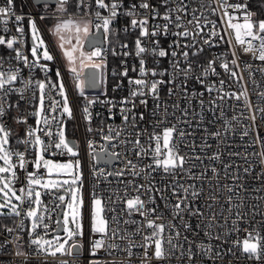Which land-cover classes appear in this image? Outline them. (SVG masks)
Wrapping results in <instances>:
<instances>
[{
  "label": "snow or ice",
  "instance_id": "1",
  "mask_svg": "<svg viewBox=\"0 0 264 264\" xmlns=\"http://www.w3.org/2000/svg\"><path fill=\"white\" fill-rule=\"evenodd\" d=\"M197 2L199 8L189 9V4L185 0H159L157 4L151 3L150 0H134L127 6L125 0H56V11L65 14L67 18L57 17L50 31L57 40V46L67 63V71L72 75L79 96L87 100L83 107L85 120L91 123L90 108L95 103L116 106L111 100L98 101L96 98L89 99L85 96L86 87L95 88L106 82L104 74L108 55L122 58L134 56L139 63L138 70L135 65L131 68L133 72L138 71V76L135 78L128 75L129 67L126 59L120 60L123 65L122 71H113V76L128 78L129 94L120 101V104H130L131 108H120L121 126L108 125L105 131L101 125L97 129L101 139L106 142L100 145L99 151L93 140L88 141L87 148L94 162L93 176L97 180L100 178L107 180L108 176L131 175L133 177L143 176L145 182L137 184L135 180L127 181L123 195L119 192L114 193L115 200L109 196L105 201L102 195L98 194L95 189L93 190L87 214L89 237L87 264H116L115 261L98 258V254L103 251L111 255L114 250H120V244L117 241H127V246L122 250L127 252L129 260L133 256V248L143 249L142 253L137 254L140 264H153V262L166 264L172 259L183 261L185 257L188 264H192L197 256L206 258L215 264L217 260L223 261L225 256L236 257L237 250L240 253L237 259L242 257L250 264H264V213L257 210V205H252L253 210L249 215L248 212L243 211L244 201L234 203L232 195L226 198L228 215H224L223 205L219 211L214 208V205L219 203V199L213 191L233 193L234 188L229 185L220 186L219 173L214 166H205L198 174L193 172V169L197 167V162L203 164L204 158L182 153V144L195 150V145L187 140L191 134L179 127L181 123L189 124L190 121L177 117L176 123L163 126L168 123L169 115V105L164 104L162 118L152 123L151 132L144 128L136 131L132 139H121L128 126L136 129L138 120H145L144 112L137 114L135 111L137 97L142 98L139 100L140 106L147 107L149 96L156 102L152 111V116L155 117L161 108V85L175 84L176 80L183 76L184 81L178 87L185 96L188 95L186 83L194 72V62L190 59V52L192 57H196L204 50L202 47H197L195 38L203 33L207 24H211L212 30L208 33L209 38L203 39V44L212 47L214 38L224 39V36L216 30V22L209 20L205 15L206 11L213 15H220L221 22L226 24L225 34L231 36L228 41L230 45L234 40L235 45L242 46L244 53H251L254 60L264 62V19H257V13L251 11L246 3H230L229 0H197ZM160 7L165 9L163 14L159 11ZM198 12L199 15H197ZM233 13H243L242 22H240L241 17ZM188 16H191V19H186ZM121 18H127V23L122 27H117V21ZM10 19H14L18 35L8 39L0 35V45H5L7 49L15 53L14 59L18 64L5 70L3 68L4 59L0 57V162H2L0 163V217H22L20 223L16 225V229L21 231L25 229L24 220H29L28 244L36 253L52 257L58 254L62 257H69V259L60 260L59 264H81L80 257L85 250V199L82 191L84 185L81 161L80 159L75 161L54 159L57 155L79 157V145L69 140L65 134L64 117L73 118V109L69 103L60 69H55L56 80H52L47 75L53 71L49 64L55 61L56 57L50 52L42 38L36 20L31 17L27 19L32 40L30 59L29 55L17 47V44L24 43L25 29L22 22L25 17L15 13L14 0H5L4 5L0 6V24L4 25V32L8 31L7 24ZM40 19H45V17L42 16ZM157 20H162L163 23H150V21ZM172 27L178 31H171ZM137 31L138 35L131 48L129 43L119 39L121 32L127 35ZM168 35L185 40L191 37L192 42L181 44V41L177 39L165 48L157 37ZM146 40L148 44L145 43ZM85 42L90 48L87 52L84 51ZM232 55L236 56L235 50ZM148 56L154 58L155 63H159L157 58L171 57V72L169 73L167 69L157 71L156 68H148L146 61ZM217 59L219 57L209 60L206 66L201 65L203 71L200 76L195 77L208 93L214 90L223 91L224 80L220 81V89H216L215 85L205 84L203 79L209 74H218L214 67ZM231 63L238 67L236 59H233ZM220 67L232 78L243 79L242 76L237 77V73L229 68L227 62L221 63ZM246 67L251 68L252 65L246 64ZM24 68H27L29 73L39 69L45 73L44 79H34L31 76L24 79L22 75ZM258 70L264 72V68ZM165 75L169 76L168 80L156 79L158 76ZM249 75L251 77L252 73L250 72ZM17 83L22 84V87H16ZM119 86L120 84L117 83V87ZM28 91H31V97H26L25 93ZM174 94L173 89L169 88L168 95ZM197 95L203 97L204 92L192 93L193 97ZM257 95L260 100H264V92H259ZM12 96L17 97L15 103L10 100ZM57 96L59 99L56 98ZM225 97L235 100L242 99L244 108L250 113L247 117L244 116L243 111L239 117L233 116L232 120L237 123L244 118L251 120L255 125L256 112H259L261 118L264 119V107L253 108L246 88L239 94L223 92L218 99L223 100ZM21 101L27 102L33 110L27 111L24 115H12L13 109L19 112ZM215 103V100L210 101V104L215 105ZM171 107L173 108L172 114L179 110L183 116H188V109H181L179 103ZM200 107L201 109L204 107L203 99L200 100ZM111 110L109 108V112ZM221 116H223V111H221ZM29 117L35 119L34 126L28 125ZM6 118L15 121L18 125H27L24 136L16 139V145L24 146L23 151L12 145L11 140L16 134L12 128L7 126ZM225 125L228 126L225 129L227 131L230 129L231 122L226 120ZM88 130L93 131L91 128ZM248 134V131L244 130L242 138ZM210 135L220 137L221 132L216 131ZM128 136H133V133H128ZM145 136L146 139L142 143V137ZM259 139L257 136V140ZM113 141H118L119 145L123 146L131 144L130 151L135 153L138 160L148 158L151 162L140 166L128 159L124 167L118 171L98 169L96 163L105 158L106 163L120 159L122 153L110 150L117 147ZM206 147L210 145L205 141L201 150ZM29 154H33L34 159H27ZM230 155L238 156L241 153H230ZM254 155H259L260 164L264 165V151ZM208 159L220 161V153H214ZM29 164L32 165L33 171L27 170ZM231 167V164L225 165V172L227 173ZM18 169L25 173V183L20 188L15 187L20 180ZM209 170L212 178H216L215 186L212 185V178L207 175ZM243 171L248 174L251 169L246 167ZM157 172L162 173L161 180L166 181L163 187L157 186L153 175ZM261 175H264V172ZM184 178L193 181H207L210 191L203 206L204 210L195 205V201L199 200L205 192L204 185L197 188L195 183H181L180 181ZM233 179L239 180L241 177L235 175ZM239 187L244 189L243 184ZM129 189L134 194H130ZM255 191H264V188L255 189ZM44 196L51 198V206L45 203ZM158 199L163 202L165 209L171 210L173 220L178 218L181 221L185 232L193 231L192 225L184 219L185 214L197 217L200 223L196 227L201 228L203 225L204 236L209 242L207 244L203 241L196 242L189 239L187 235L183 236V242H181L180 227L172 221H168L167 224L158 223L157 221L164 219L163 214H158L157 207H149V205H157ZM14 200L17 203H13ZM24 205L27 207H23ZM116 205H122L119 211ZM234 209L236 210L235 218H232ZM109 212L112 213L110 219L106 215ZM53 214L56 217L55 220H53ZM136 215L142 219H133ZM258 215L261 216L260 220L256 219ZM122 217L126 218L122 220ZM221 217H223V223L219 222ZM241 224L245 226L241 227ZM130 225H135L134 231H129L127 226ZM0 227L8 233L16 231L7 225H0ZM166 228L168 229L167 235L165 234ZM216 228L224 231L213 235V230ZM59 232L63 235L61 236ZM136 235H142L140 243L132 241V237ZM233 235L235 239H231ZM49 236L51 238H48ZM20 239L19 235L15 237V241ZM213 240L221 241V244H230V247L222 249L220 245H213L211 243ZM7 243L8 241H5L4 244H0V247H4ZM185 243L188 245L187 248H185ZM16 246L18 249L16 255L25 256L27 262V253L20 250L22 245L17 243ZM228 264H232V261L230 260Z\"/></svg>",
  "mask_w": 264,
  "mask_h": 264
},
{
  "label": "built area",
  "instance_id": "2",
  "mask_svg": "<svg viewBox=\"0 0 264 264\" xmlns=\"http://www.w3.org/2000/svg\"><path fill=\"white\" fill-rule=\"evenodd\" d=\"M134 2V0H125V5L127 6L128 3ZM151 3L157 4L159 0H150ZM186 3L189 4V9L191 8H199V3L197 0H185ZM230 3H246L249 7V9L253 12L257 13V19L258 18V12L256 10V5L254 3V0H229ZM5 3V0H0V6H3ZM44 3V2H43ZM51 3V2H48ZM41 3H36L35 0H14V11L17 15H22L25 17V20L22 22L23 27L25 29L24 33V43L23 44H17V47L21 49L26 55L30 56V48L32 44L31 40V30L27 23V19L29 17L36 20L38 29L44 34L45 39L49 43V48L52 52V54L56 57V60L53 62H50L49 66L53 69V71L49 72L47 75L52 79L56 80L55 76V69L59 68L62 77L63 82L65 84L66 93L69 97V103L70 106L73 109V118L68 119L66 116L64 117L65 122V134L66 137L69 140L75 141L79 145V157L77 159H80L81 161V169L83 172V195L85 199V250L83 251L80 261L81 264H87L88 252H87V241L89 239L88 237V220H87V214H88V208L90 205V198L91 193L95 189V191L102 195L107 201V198L109 196H112V199L115 200V192H119L121 195H123V189L127 183V181L135 180V183L137 184H143L145 181L143 179V176H137L133 177L131 175H125L123 177H117V176H108L107 180H104L103 178H100L97 180L93 176L92 172V166H93V160L92 157L89 155L87 144L88 141L93 140L96 142V148L97 151H99L100 145L105 144L106 142L103 141L100 137V135L97 132V129L103 125L105 131L107 130L108 125H112L114 127H119L122 125V120L120 116V108L121 107H128L131 108V105H121L120 101L123 100L125 97L128 96L130 86L128 85V78L125 77H119V76H113V71L120 72L123 70V65H121L120 60L126 59L127 66L129 67V77H137L138 71L133 72L131 71V68L133 65L136 66L137 70L139 68L138 59L134 56H129L127 58L122 57H113L110 54L107 58V68L105 71V83L95 87V88H85V96L89 99L96 98L98 101H108L111 100L115 103V107H112L110 104L107 103H95L91 106L90 110L92 112V120L91 123H89L84 118L83 113V107L87 103V100L84 97H80L78 94V90L74 86V81L72 78V75L67 71L66 67L64 66L62 59L51 40L47 29L45 20L52 18L55 19L57 17L60 18H67L65 14H45L41 13L37 9V5ZM213 7H215V4H213ZM71 11V10H70ZM159 11L161 14L165 11L164 7H160ZM199 15V12L197 13ZM205 15L209 20L216 22V30L220 33V35L224 36L223 40H220L219 37L214 38V46L208 47L207 45L203 44V39L209 38L208 33L210 30H212V25L207 24L204 28L203 33H201L200 36H197L195 38L197 42V47H202L204 50L196 57L191 56L190 52V59L194 62L193 68L194 72L192 77L189 78V80L186 83V89L188 95L185 96L184 93L181 91V88L178 86L182 85V82L184 81L183 76H180L175 84H164L161 85L160 88V104L161 108L159 110V113L153 117L152 111L155 108V101L149 96L148 99V105L147 107L140 106L139 100L142 99L141 97L136 98L137 108L135 111L137 114L139 112L145 113V120L139 121L137 124V128L133 129L132 127L128 126L127 131L124 133V135L121 136V139H132L134 138V133L136 131H140L144 128H147L148 132H151L152 129V123L156 120H160L162 118L163 114V106L164 104L169 105L168 108V117L167 121L168 123L163 126H171V124L176 123V118L180 117L181 120H188L190 121L189 124L181 123L179 125L180 128H182L185 132L190 133L187 137V140L190 144L195 145V150L193 151L189 147H186L185 145H181L182 153H187L190 156L198 155L203 157V164L200 162H197V167L193 169L194 173H199L202 171V169L205 166L211 165L217 168L219 173V183L220 186L223 187L224 185H229L234 188L233 193H227L226 191L223 193H217L213 191V194L218 196L219 203L214 205V208L219 211L221 209V205H223L224 215H228L226 209L228 208V205L226 203V198L228 195L233 196L234 203H239L241 200L244 201L245 207L243 211L248 212L249 215H251L252 212V205L258 206V211L261 213H264V191H255V189H261L264 188V175H261L262 172H264V165L260 164V157L258 154L261 151H264V119L261 118V114L259 112H256V122L255 125L252 124L251 120L249 119H240V123H237L235 120H232L233 116H240V113L243 111L244 116L247 117L250 115L248 110L244 108L243 100H235L233 98L225 97L223 100L218 99L219 96L223 95V92H234L239 94L241 91H243L245 88L247 89L249 99L251 100L253 104V108H262L264 107V100H260L258 98L259 92H264V72L259 71V68H264V62H261L259 60H254L252 58L251 53H244L242 46L235 45V42L233 40L232 44L230 45L228 43L229 39H231V36L228 34H225V28L226 24L221 22L220 15H213L211 12H205ZM233 15H237L241 17L242 22V16L243 13H233ZM45 17V19H40V17ZM186 19H191V16H188ZM264 19V18H261ZM186 22V21H185ZM125 23H127V18H121L117 21V27H122ZM150 23H163L162 20L157 21H150ZM190 27V26H189ZM4 25L0 24V35H4L6 39L11 38L14 35H18L16 33V24L14 22V19H10L7 28L8 31H3ZM171 31L175 32L178 31L175 27H172ZM138 35L137 32H131L127 35H125L123 32L119 34V39H121L123 42H127L130 45V48L133 47V41L135 37ZM157 39L161 40L162 46L165 48L168 47L170 43H172L174 40L179 39L181 41V44L184 43H191L192 38L189 37L186 40L184 38L174 37L172 35H168L167 37H157ZM146 44H148V41H145ZM235 50L236 56L233 57L232 52ZM179 51V49H177ZM192 51H195V49H192ZM15 53L12 52V50L7 49L5 45H0V57H3L4 64L3 68L7 70L9 67H15L17 66L18 62L14 59ZM215 57H219V59L216 60V63L214 67L216 68L217 75L209 74L207 77L203 78L205 84H211L215 85L216 89H220V81L224 80L225 83L223 85V91H216L214 90L212 93H208L205 91L204 86L197 82L195 79L196 76H200L203 69L201 65L206 66L207 62ZM159 60V63L154 62V58L151 56H148L146 58L147 61V67L148 68H156L157 71H164L165 69L168 70V72H171V57L167 58H157ZM233 59L237 60V65H233L231 61ZM223 62H227L229 64V68L232 71H235L237 73V77H243L242 80L238 78H232L229 73L225 72V70L220 67V64ZM246 64H251L252 67L248 68L246 67ZM22 66V65H21ZM87 71V70H86ZM252 73L251 77L249 73ZM23 78L28 79L29 76H31L34 79H44L45 73L41 72L39 69H36L35 71L29 73V70L27 68L23 69ZM149 79H152V77H149ZM156 79H164L168 80L169 76L165 75L163 77H156ZM255 81V83H253ZM117 83L120 84L119 87H117ZM16 87H22V84L17 83ZM172 88L174 91V95L169 96L168 95V89ZM115 89V91L113 90ZM203 91L204 95L203 97H200L199 95L193 97L192 93H199ZM31 91H28L25 93L26 97H31ZM59 99V97H56ZM17 97L12 96L10 97L11 102L15 103ZM204 100V107L201 109L200 107V100ZM211 100H215V105L210 104ZM179 103L180 108H187L188 109V116L185 117L181 113V111L176 110L174 114L173 108L171 107L174 104ZM20 110L17 112L15 109L12 110V115H24L27 111H32L33 109L29 106V104L25 101L20 102ZM219 105V107H217ZM231 106V107H230ZM109 108H111V112H109ZM211 109H215L212 111ZM221 111H223V116H221ZM230 121L231 126L229 130H225L226 126L225 121ZM6 124L8 127L12 128L13 132L16 134L12 140L11 143L14 147H18L20 151L24 150L23 145H16V139L22 138L24 136L25 129L27 125H18L15 123V121L7 119L6 118ZM28 125H35V119L33 117L28 118ZM89 128L93 129V131L89 132ZM244 130L248 131V136H245L242 138V133ZM159 131V129H157ZM216 131L221 132L220 137H213L210 135L211 133H214ZM128 133H133V136H128ZM257 136H259V140H257ZM47 139V138H45ZM146 136L142 137V143L145 141ZM205 141L207 142L210 147H206L202 149V146L204 145ZM114 144H117V147L114 150L118 153H122L119 160H113L111 163H106L105 160L99 161L96 163V167L104 168L107 171H118L121 168L124 167V163L126 160L131 159L134 163H138L140 166H144L148 163H150V159L144 158L143 160H138L135 156V153L130 151L132 148V145L129 144L127 146L119 145L118 141H113ZM220 153L221 160L220 161H212L209 160L208 157L212 156L214 153ZM230 153H241V155H230ZM247 157V159H245ZM27 159L32 160L34 159L33 154H29L27 156ZM56 160H73L75 161L76 158L69 157L67 155L61 156L57 155L54 157ZM231 164L232 167L228 169L227 173L225 172V165ZM246 167H250L251 171L248 174H245L243 169ZM28 171H33V167L31 164L28 165ZM18 174L20 176V180L16 183L15 187L20 188L25 183V173L23 171L17 170ZM155 180L157 182L158 187H163L164 183L166 181L161 180L162 173H154ZM208 177L212 178V173L209 170L208 171ZM238 175L241 177L239 180H234L233 176ZM181 183L189 184V183H195L197 188H199L202 184L205 187V192L202 194L199 200L195 201V205L200 207L202 210H204V203L207 198L208 192L210 189L208 188L207 181H193L188 180L187 178H184L180 181ZM216 184V178H212V185L215 186ZM240 184L244 185V189H241L239 187ZM130 194L131 189H129ZM19 194V193H18ZM169 198L170 197V194ZM146 198V197H145ZM45 203H48L49 206H51L50 201L51 198L48 196L43 197ZM174 203V200H172ZM211 203V201H208ZM23 207H27V205H24ZM120 207L122 205H116L117 211H119ZM149 207H157L158 208V214L162 213L164 216V219L162 221H157L158 223H165L167 224L168 221H172V223L176 224L178 227H180V230L182 232L181 236V242H183V236L187 235L189 239L195 240L196 242L203 241L205 244H207L209 241L204 236L203 231V225H201V228H197L196 225L200 223V220L197 217H190L187 214H185L184 219L188 221L193 228V231L185 232L182 228L181 221L177 218L175 220L172 219V214L170 209H165L164 204L162 201H157V205H149ZM235 209L233 210V217L235 218ZM106 215L111 217L112 213H106ZM123 218L126 217H122ZM22 217H0V225H7L10 228L16 229V225L20 223V220ZM56 217L53 214V220H55ZM133 219L141 220L142 217L139 215H136L133 217ZM257 220L261 219V216L256 217ZM47 222V221H46ZM220 223H223V217L220 218ZM254 223V221H253ZM25 229L23 231L16 229L13 233H8L4 231L3 227H0V244H4L5 241H8L7 244L4 245V247H0V264H59L60 260L62 259H69V257H62L59 254L56 257L52 256H45L44 254H38L34 251L32 247L28 244V227L30 226V221L25 219L24 220ZM230 226V222H229ZM244 224H241V227H244ZM54 227V225H53ZM129 228V231H134L135 225L127 226ZM150 231V230H146ZM223 229L216 228L213 230V235L223 232ZM61 236L63 233H59ZM165 234H168V229H165ZM19 235L21 239L19 241H15V237ZM241 236H243V233H241ZM48 238H51L50 236ZM231 239H235V235L231 237ZM132 241L134 243H140L142 241V235H136L132 237ZM17 243L22 245L21 251L27 253V262L25 261V256H17L16 251L17 249ZM117 243L120 244V250H114L111 255H108L101 251L98 254V258L102 260L107 261H115L116 264H140V258L137 255L138 253H142L143 249L141 248H133V256L129 260L127 252L123 251L127 246V241H117ZM213 245H220L222 249H227L230 247V244H221V241L213 240L211 241ZM187 244L185 243V248H187ZM195 251V248L193 249ZM149 254H151V250H149ZM179 255V253H177ZM236 257H240V253L237 250L236 251ZM236 257L232 256H225L223 261L217 260L215 264H228V262L231 260L232 264H250L249 261H247L244 258L237 259ZM155 264V262H153ZM166 264H188L187 258L185 257L183 261H177L176 259H172L170 262H166ZM192 264H213L212 261L197 256Z\"/></svg>",
  "mask_w": 264,
  "mask_h": 264
},
{
  "label": "rangeland",
  "instance_id": "3",
  "mask_svg": "<svg viewBox=\"0 0 264 264\" xmlns=\"http://www.w3.org/2000/svg\"><path fill=\"white\" fill-rule=\"evenodd\" d=\"M37 9H38V11H40L41 13H45V14H61V13H58V12L56 11V3H48V2H44V3L38 4V5H37ZM56 21H57V18H55V19H52V18L46 19V20H45L46 29H47V32H48V34H49L51 40L53 41V43H54V45H55V47H56V49H57V51H58V53H59L61 59H62V62H63V64H64V66H65L66 69H67V63H66L65 59L63 58V56H62V54H61V50H60V49L58 48V46H57V40H56V38L53 36L52 32L50 31V29H52V27H53V25L56 23ZM40 34H41L42 38L44 39L46 45H47L48 48H49V43H48L47 40L45 39L44 34H43L41 31H40ZM49 50H50V48H49ZM84 51H86V52L89 51L88 49L85 48V44H84ZM50 52H51V50H50ZM51 53H52V52H51ZM74 158L77 159L78 157H74ZM61 161H67V160H61ZM0 163H2V162H0ZM17 194H18V193H17ZM13 203H17V202L14 200ZM4 211H8V209H4Z\"/></svg>",
  "mask_w": 264,
  "mask_h": 264
},
{
  "label": "trees",
  "instance_id": "4",
  "mask_svg": "<svg viewBox=\"0 0 264 264\" xmlns=\"http://www.w3.org/2000/svg\"><path fill=\"white\" fill-rule=\"evenodd\" d=\"M254 3L258 12V18H264V0H254Z\"/></svg>",
  "mask_w": 264,
  "mask_h": 264
},
{
  "label": "water",
  "instance_id": "5",
  "mask_svg": "<svg viewBox=\"0 0 264 264\" xmlns=\"http://www.w3.org/2000/svg\"><path fill=\"white\" fill-rule=\"evenodd\" d=\"M36 3H43V2H51V3H56V0H35ZM85 48L90 50L87 42H85ZM73 141V140H72ZM102 161V160H101ZM61 233V232H59Z\"/></svg>",
  "mask_w": 264,
  "mask_h": 264
}]
</instances>
